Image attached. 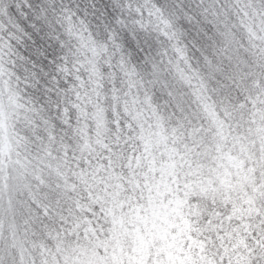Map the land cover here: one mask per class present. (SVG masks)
Instances as JSON below:
<instances>
[{
	"label": "snow or ice",
	"instance_id": "obj_1",
	"mask_svg": "<svg viewBox=\"0 0 264 264\" xmlns=\"http://www.w3.org/2000/svg\"><path fill=\"white\" fill-rule=\"evenodd\" d=\"M0 264H264V0H0Z\"/></svg>",
	"mask_w": 264,
	"mask_h": 264
}]
</instances>
